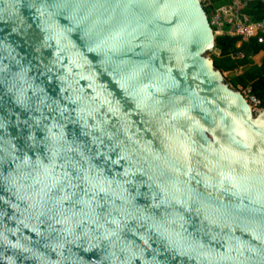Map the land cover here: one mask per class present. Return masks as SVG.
Instances as JSON below:
<instances>
[{
	"label": "water",
	"instance_id": "1",
	"mask_svg": "<svg viewBox=\"0 0 264 264\" xmlns=\"http://www.w3.org/2000/svg\"><path fill=\"white\" fill-rule=\"evenodd\" d=\"M202 0H0V264H264V108Z\"/></svg>",
	"mask_w": 264,
	"mask_h": 264
},
{
	"label": "trees",
	"instance_id": "2",
	"mask_svg": "<svg viewBox=\"0 0 264 264\" xmlns=\"http://www.w3.org/2000/svg\"><path fill=\"white\" fill-rule=\"evenodd\" d=\"M228 0H213V5L204 7L211 18L213 10L225 4ZM253 20L264 19V4L251 2L245 9ZM214 30L215 27L213 28ZM238 38L228 35L216 36V51L213 54L216 67L223 73L229 75L228 80L236 88H248L250 92L257 95L261 101V108H264V56L261 63L255 58L264 53V43L258 39H250L237 46Z\"/></svg>",
	"mask_w": 264,
	"mask_h": 264
},
{
	"label": "built area",
	"instance_id": "3",
	"mask_svg": "<svg viewBox=\"0 0 264 264\" xmlns=\"http://www.w3.org/2000/svg\"><path fill=\"white\" fill-rule=\"evenodd\" d=\"M203 4L213 5V0H202ZM251 2H261L264 0H228L225 4L216 7L209 18L216 36L228 35L238 38L237 46L250 39H258L264 43V19L253 20L245 11ZM249 103L257 111L261 108V99L250 92L248 88H239Z\"/></svg>",
	"mask_w": 264,
	"mask_h": 264
},
{
	"label": "rangeland",
	"instance_id": "4",
	"mask_svg": "<svg viewBox=\"0 0 264 264\" xmlns=\"http://www.w3.org/2000/svg\"><path fill=\"white\" fill-rule=\"evenodd\" d=\"M213 54H218V52H217V51H214L213 53H211V55H213ZM263 56H264V53H261L260 55H258V56L255 58V61H256L258 64L261 63V60H262ZM228 77H229V75L226 73V78H228Z\"/></svg>",
	"mask_w": 264,
	"mask_h": 264
}]
</instances>
